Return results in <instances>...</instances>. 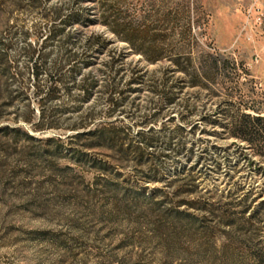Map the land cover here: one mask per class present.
<instances>
[{"label":"rangeland","instance_id":"obj_1","mask_svg":"<svg viewBox=\"0 0 264 264\" xmlns=\"http://www.w3.org/2000/svg\"><path fill=\"white\" fill-rule=\"evenodd\" d=\"M70 1L0 0V55L26 79L31 56L58 60L104 35L108 43L89 52L91 71L101 86L103 64L121 68L124 102L112 121L126 130L122 148L141 146L148 128L154 143L142 165L133 154L84 150L67 139L79 114L33 130L35 104L19 95L0 124L19 130L0 133V264H264V220H248L264 212V161L226 128L243 114L264 118V0H127L129 22L155 36L128 45L101 26H72L68 44L62 36L44 44L43 16ZM207 52L218 70L193 87L186 59L208 67ZM176 56L189 75L173 66ZM80 100L61 92L49 107L105 121L100 88Z\"/></svg>","mask_w":264,"mask_h":264},{"label":"trees","instance_id":"obj_2","mask_svg":"<svg viewBox=\"0 0 264 264\" xmlns=\"http://www.w3.org/2000/svg\"><path fill=\"white\" fill-rule=\"evenodd\" d=\"M52 0H44L46 3H51ZM86 1V2H85ZM91 3L90 7L84 8L85 3ZM36 5V4H35ZM48 24V36L43 40L44 44L54 42L59 37H64V44L70 41V28L72 26H80L83 29H88L91 26H101L109 34L114 36L117 41L125 44H133L143 42L149 37L153 29L143 27L141 25H132L129 22L128 2L127 0H71L66 5H52L49 8L48 14H45ZM42 43V44H43ZM108 41L101 34H92L86 37L82 44V51L66 50L64 55L58 60L48 61L46 58L30 57L27 59L31 74L25 79L22 73L12 72L15 62L11 61L5 55H0V124L8 119L9 113L7 110L12 107L15 102H18L19 95H22L27 102L35 104L37 112V124L33 130L40 128H48L52 125L54 119L60 115L79 114L78 121L69 129L72 132L68 136V140L84 141L82 146L84 150L113 152L116 151L122 155L133 154L137 159L136 164L142 165L141 158L144 155L146 148L151 147L154 139L147 136L151 128L147 129L148 134L140 133L141 146H130L127 149L122 148L125 141L126 130L121 127H116L115 121H112L115 113H120V108L124 102L125 92L119 88L121 82V68L116 69L113 60L103 64L105 71H99L101 75L107 78L106 83L99 86L97 76H94L91 69L92 63L89 52H92L94 45H99L103 48ZM75 45V44H74ZM5 47L0 44V50ZM207 59L211 61V65L203 66L199 59L194 65L193 60L188 56L186 61L190 65L192 72L191 85L200 86L201 79L208 78L214 70H218L217 59L212 53L207 52ZM150 63H156L158 59L147 60ZM171 63L178 71L183 74H188L185 67L181 66L180 57H175ZM204 63V62H203ZM83 70H88L86 75H83ZM25 81H31L30 88L33 98H30L25 88ZM137 80H131V83H136ZM128 83L126 86H129ZM100 88V94L104 97V103L107 105V110L104 113V120L97 123V114L92 111L80 114L81 107L75 108H60L51 109L49 106L58 100L61 92L69 96L71 90L80 92L83 104H87L94 95V90ZM161 101L171 103L173 98L169 97V93L163 90L157 92ZM33 116V110L31 117ZM113 117V118H112ZM16 121V119L14 120ZM31 119L25 120L30 123ZM229 131V137L236 141L245 142L252 149L253 156L264 161V118L260 113L255 116L243 114L240 121H232L226 125ZM19 130L4 126L0 128V133L9 134L17 133ZM28 137L27 134H24ZM144 165V164H143ZM94 169L103 170L100 164H94ZM105 167V166H104ZM147 169H151L150 162L145 164ZM153 180H148L150 183ZM264 194L261 193V195ZM247 197V196H246ZM246 199V198H245ZM249 209L245 208L241 215L245 216ZM264 220V212L253 213L248 220Z\"/></svg>","mask_w":264,"mask_h":264}]
</instances>
